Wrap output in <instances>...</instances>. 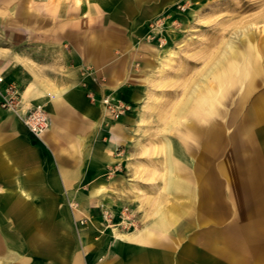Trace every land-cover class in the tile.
Returning a JSON list of instances; mask_svg holds the SVG:
<instances>
[{
    "label": "rangeland",
    "instance_id": "obj_1",
    "mask_svg": "<svg viewBox=\"0 0 264 264\" xmlns=\"http://www.w3.org/2000/svg\"><path fill=\"white\" fill-rule=\"evenodd\" d=\"M125 1L0 0V24L19 18L33 27L26 36L0 25V46L38 39L48 26L56 34L79 23L87 41L110 37L111 52L121 46L129 53L140 75L141 97L126 101L128 111L115 117L104 111L100 99L112 98L105 94L99 98L102 116L137 120L133 134L140 137L134 145L146 163L133 179L160 186L138 206L121 200L123 189L105 190L118 193L119 202L108 198L90 206L71 195L55 198L54 205L31 206L29 212L43 220L36 223L38 236L31 235V222L11 204L12 196L7 206L0 205V264H125L127 254L131 264H175V251L189 241L197 249L211 246L214 257L222 256L216 249L222 247L224 264H264V104L259 105L264 101V0H147L160 9L150 14L133 13L132 0L126 6ZM121 22L124 29L118 28ZM252 66L259 72L243 99L244 83L240 88L241 82L230 77L223 82L229 90L225 101L214 111L195 105L206 85H217L224 72L237 69L247 77ZM14 84L16 110L2 106L4 89L0 108L20 118L31 104L24 85ZM118 171L125 182L126 168ZM189 181L197 186L196 198H172V187ZM205 214L213 218L200 220ZM191 215L198 220L189 221ZM99 224L106 226L103 231ZM143 227L150 232L144 241L116 236Z\"/></svg>",
    "mask_w": 264,
    "mask_h": 264
},
{
    "label": "crops",
    "instance_id": "obj_2",
    "mask_svg": "<svg viewBox=\"0 0 264 264\" xmlns=\"http://www.w3.org/2000/svg\"><path fill=\"white\" fill-rule=\"evenodd\" d=\"M126 3L127 0L125 6ZM132 3L133 13L150 14L160 10L154 9L156 1L150 4L147 0H132ZM124 14L127 16L122 19L125 23L128 14L125 11ZM18 19L8 25L29 35L27 31L33 29L32 24ZM122 24L118 25L119 29H124ZM45 29L47 33L38 39L25 37L13 45L0 46V73L3 75L0 93L8 83L23 84V92L31 104L29 107L43 103L49 116L48 129L34 135L20 118L0 108V205L7 206L14 196L11 204L20 212L24 210L23 218L31 222L32 236H38L36 223L43 220L34 217L32 209L29 212L31 206L54 205L55 198L63 201L71 195L78 204L90 206L104 204L108 198L120 201L118 193L108 194L106 189H123L125 197L121 196V200L138 206L148 192L156 194L160 191L158 184L133 179L135 171L139 172L140 165L146 163L134 145L140 137L134 138L133 134L137 120L125 115L110 121L102 116L99 98L105 94L128 102H136L141 97L140 75L133 68L129 53L121 46L115 47L119 49L118 53L111 52L113 42L110 41L113 40L110 37L96 36L87 41L84 24L62 27V31L56 34L54 27ZM28 41L34 43L27 44ZM58 42L62 44H56ZM258 72L257 66H252L247 77L237 69L224 72L217 85H206L195 105L214 111L218 103L225 101L224 96L229 90L223 82L224 78L230 77L241 82L240 88L244 83L242 97L239 96L240 100L243 99L252 90L254 75ZM89 90L94 92L95 100L87 96ZM123 144L125 148L120 150ZM123 151L126 154L124 161L121 159ZM123 167L127 175L125 182L121 180L123 173L118 171ZM170 194L177 200L186 195L192 201L196 198L197 186L189 181L181 187L180 183L172 187ZM192 218L198 220L197 215H191L189 221ZM212 218L208 214L199 216L205 221ZM105 227L99 224L98 230L103 231ZM116 236L141 242L149 238L150 232L143 227ZM197 248L193 241H189L175 251V264H224L227 261L220 246L216 249L222 256L217 257H214L211 246L202 248L205 251ZM129 257L132 256L127 254L125 264H131L128 263ZM235 260L237 262V258Z\"/></svg>",
    "mask_w": 264,
    "mask_h": 264
},
{
    "label": "built area",
    "instance_id": "obj_3",
    "mask_svg": "<svg viewBox=\"0 0 264 264\" xmlns=\"http://www.w3.org/2000/svg\"><path fill=\"white\" fill-rule=\"evenodd\" d=\"M3 81V77L0 76V82ZM17 89L14 83L6 84L4 88V95L2 96V106L6 109L16 110L15 98L17 97ZM87 96L91 100H95V94L89 90ZM101 103L104 111L111 113L113 116L118 117L122 112L128 111L129 105L126 101L119 99L112 100L107 96L102 97ZM20 118L26 128L34 135L43 133L49 127V116L47 111L42 107V104L38 103L29 107L24 111Z\"/></svg>",
    "mask_w": 264,
    "mask_h": 264
},
{
    "label": "bare ground",
    "instance_id": "obj_4",
    "mask_svg": "<svg viewBox=\"0 0 264 264\" xmlns=\"http://www.w3.org/2000/svg\"><path fill=\"white\" fill-rule=\"evenodd\" d=\"M188 13H189V12H188ZM111 99H112V100H116V98H115V97H112Z\"/></svg>",
    "mask_w": 264,
    "mask_h": 264
}]
</instances>
